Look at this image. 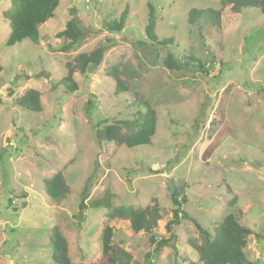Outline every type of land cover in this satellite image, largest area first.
<instances>
[{
    "label": "rangeland",
    "instance_id": "374dc122",
    "mask_svg": "<svg viewBox=\"0 0 264 264\" xmlns=\"http://www.w3.org/2000/svg\"><path fill=\"white\" fill-rule=\"evenodd\" d=\"M148 3L158 38L173 39L168 45L145 36ZM125 6L124 27L109 31L106 23ZM9 7L10 0H0V264H57L49 242L54 226L72 264L93 263L107 209L91 203L105 198L111 207H143L155 198L161 220L152 234L170 238L178 249L165 246L155 256L151 234L137 235L128 220L116 218L108 224L123 264H145L147 253L151 264H203L186 244L200 240L191 221L182 219L171 230L162 225L173 207L171 186L182 190L183 209L209 231L239 210L240 223L254 232L245 255L264 264V12L245 7L234 15L223 12L218 21L205 13L191 24V9H218L219 0H58L37 42L6 45L10 28L2 11ZM71 17L84 37L60 51L66 40L55 34ZM100 44H108L100 64L85 74L74 71L76 91L51 89L66 74V61ZM167 53L181 63L179 70L164 66ZM112 67L127 92H115ZM28 88L40 92V112L15 104ZM135 96L156 112L150 143H98L96 123L131 117ZM58 171L69 192L56 200L46 195L44 179ZM233 195L236 203L228 206Z\"/></svg>",
    "mask_w": 264,
    "mask_h": 264
},
{
    "label": "trees",
    "instance_id": "16d2710c",
    "mask_svg": "<svg viewBox=\"0 0 264 264\" xmlns=\"http://www.w3.org/2000/svg\"><path fill=\"white\" fill-rule=\"evenodd\" d=\"M220 7L218 9H191L188 12V22L194 23L205 13H211L217 21L222 17L223 12L234 15L242 8L255 7L264 12V0H219ZM58 5V0H10V7L2 11V16L8 21L10 32L5 42L6 45H13L23 39H30L37 42L40 38V25L45 23L54 14V10ZM128 15V6L121 11L118 19H112L106 23L109 31L119 32L124 27ZM205 16V15H204ZM155 10L148 3L147 22L144 26L146 38L152 44L168 45L173 41L172 38L159 39L155 32ZM58 38H64L66 42L59 46L60 51L72 50L75 46L82 42L84 37L83 28L79 25L74 17H71L65 27L56 34ZM143 44V42H140ZM108 48V44H100L90 52H79L73 62L66 61L64 66L66 74L51 89L62 85L66 91L74 92L78 89L77 82L73 78V73L78 70L81 74H85L90 67L100 64L104 51ZM191 61H195L200 69L203 64L194 56L187 57ZM163 64L170 70H179L182 65L176 60L171 53H167L163 59ZM2 66L0 65V71ZM115 80V92H127V86L119 77L116 68L112 67L110 74ZM1 103V97H0ZM92 104L91 101H88ZM140 103V104H138ZM15 104L22 108L40 112L42 105L40 101V92L33 88L26 89L19 97L15 98ZM135 107V111L131 117L104 119L98 121L95 125L98 135V143H113L127 148L136 147L150 143L151 137L156 130V112L147 100L140 99L138 96L130 103ZM91 106V105H90ZM209 153V151H208ZM223 182L224 179H222ZM227 191L231 192L229 186L225 183ZM44 191L51 199H61L69 192V187L65 183L63 175L60 171L54 173L50 177L44 179ZM87 198V194H83L79 204V209H85L83 200ZM170 200L173 207L170 210V219L163 222L165 229L171 230L174 226L179 225L182 219L189 220L198 230L200 240L188 238L186 244L197 252L198 261L203 264H255L245 255V246L249 235L254 234L253 230L243 225L239 221L241 212L238 210L237 215L234 212L227 213L222 220L214 226L212 231L201 226V224L184 209L183 205L187 202V196L181 189L171 186ZM237 197L233 195L228 201V206L236 203ZM153 204L143 207H134L131 205H116L111 207L107 198L95 200L91 203L92 207H105L107 209L103 224L100 242L101 252L99 257L91 264H123L119 257L120 248L115 249L112 245L113 228L108 224L110 220L120 218L129 222L133 233L142 235L151 234L149 241L154 244V255L165 246H172L177 253L178 249L174 243H170V238H161L156 240L152 234L158 226L161 216L160 208L154 198ZM11 201L9 200V203ZM258 235V234H256ZM49 242L53 248L52 259L57 264H72L68 255V245L65 237L57 226L52 227ZM127 256V254L125 253ZM150 253L145 255L146 263L151 264ZM182 261H186L183 257ZM138 264V263H136ZM187 264H197V261H188Z\"/></svg>",
    "mask_w": 264,
    "mask_h": 264
}]
</instances>
